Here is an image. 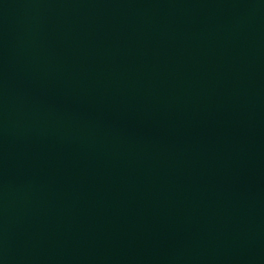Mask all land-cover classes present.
<instances>
[{
	"label": "water",
	"instance_id": "95a60500",
	"mask_svg": "<svg viewBox=\"0 0 264 264\" xmlns=\"http://www.w3.org/2000/svg\"><path fill=\"white\" fill-rule=\"evenodd\" d=\"M0 264H264V0H0Z\"/></svg>",
	"mask_w": 264,
	"mask_h": 264
}]
</instances>
